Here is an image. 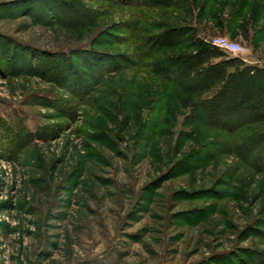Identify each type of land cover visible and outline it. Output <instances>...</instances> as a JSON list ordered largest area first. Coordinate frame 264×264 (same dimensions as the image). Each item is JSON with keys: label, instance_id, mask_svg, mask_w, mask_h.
<instances>
[{"label": "rangeland", "instance_id": "1", "mask_svg": "<svg viewBox=\"0 0 264 264\" xmlns=\"http://www.w3.org/2000/svg\"><path fill=\"white\" fill-rule=\"evenodd\" d=\"M263 27L264 0H0V264H264V118L208 125L163 73L215 36L264 67Z\"/></svg>", "mask_w": 264, "mask_h": 264}, {"label": "trees", "instance_id": "2", "mask_svg": "<svg viewBox=\"0 0 264 264\" xmlns=\"http://www.w3.org/2000/svg\"><path fill=\"white\" fill-rule=\"evenodd\" d=\"M247 12L248 8H243L234 18L243 25ZM253 16L252 25L258 19L256 13ZM195 46V52L180 58L175 73H163L179 83L186 93L197 97L207 117L206 123L234 132L262 120L264 67L249 65L240 56L229 55L212 44ZM215 58L220 60L213 62Z\"/></svg>", "mask_w": 264, "mask_h": 264}, {"label": "built area", "instance_id": "3", "mask_svg": "<svg viewBox=\"0 0 264 264\" xmlns=\"http://www.w3.org/2000/svg\"><path fill=\"white\" fill-rule=\"evenodd\" d=\"M210 43L228 53L239 54L244 52L240 43L225 36H215L210 40Z\"/></svg>", "mask_w": 264, "mask_h": 264}, {"label": "crops", "instance_id": "4", "mask_svg": "<svg viewBox=\"0 0 264 264\" xmlns=\"http://www.w3.org/2000/svg\"><path fill=\"white\" fill-rule=\"evenodd\" d=\"M231 54H233V53H231ZM234 55H236V54H234Z\"/></svg>", "mask_w": 264, "mask_h": 264}]
</instances>
